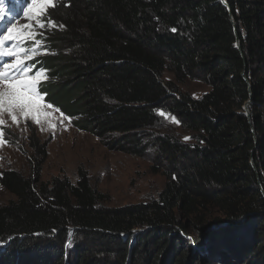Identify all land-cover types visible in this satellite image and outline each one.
Returning a JSON list of instances; mask_svg holds the SVG:
<instances>
[{
    "label": "trees",
    "instance_id": "obj_1",
    "mask_svg": "<svg viewBox=\"0 0 264 264\" xmlns=\"http://www.w3.org/2000/svg\"><path fill=\"white\" fill-rule=\"evenodd\" d=\"M32 1L0 0V34ZM226 1L236 32L221 0H54L19 71L50 70L75 97L74 125L109 149L154 148L166 184L157 199L108 207L82 171L44 181L39 148L30 176L0 171L15 198L0 206V264H264V0ZM166 71L210 92L194 99ZM161 114L189 141L149 143Z\"/></svg>",
    "mask_w": 264,
    "mask_h": 264
},
{
    "label": "rangeland",
    "instance_id": "obj_2",
    "mask_svg": "<svg viewBox=\"0 0 264 264\" xmlns=\"http://www.w3.org/2000/svg\"><path fill=\"white\" fill-rule=\"evenodd\" d=\"M53 2L33 0L23 16L13 14L4 24L0 43V171L15 170L30 176L34 157L42 148L46 153L42 169L44 181L61 176L76 183L82 171L92 187L107 197L105 206L122 207L157 199L166 178L154 172V148L145 156L109 149L91 132L74 125L72 117L79 110L73 101L75 97L58 86L61 83L51 76L50 70L47 73L39 69L32 76L25 74L28 67L19 71L18 63L23 59L28 63L36 57L33 49L26 52L20 46L25 40L37 46L36 33H40L43 14ZM6 11L0 5V21ZM163 78L194 99H201L211 89L197 81L178 83L168 71ZM161 115V128L148 133L149 143L166 133L189 141L190 135L175 118ZM14 199L0 187V206Z\"/></svg>",
    "mask_w": 264,
    "mask_h": 264
},
{
    "label": "water",
    "instance_id": "obj_3",
    "mask_svg": "<svg viewBox=\"0 0 264 264\" xmlns=\"http://www.w3.org/2000/svg\"><path fill=\"white\" fill-rule=\"evenodd\" d=\"M221 1H222L223 5H225L227 7V9H228V12H229V14H230V16L232 18V24H233L235 32H236L237 27H236V23H235V21H234V19L232 17V11H231L230 5L228 4V2L226 0H221ZM237 47L241 51V43H240V40H239L238 37H237ZM243 76H244L245 81L248 82L247 77H246V71L243 73ZM251 105H252V99H250L244 106V110H245L246 115L248 116V119H250V108H251ZM252 165L255 168V165H254L253 161H252Z\"/></svg>",
    "mask_w": 264,
    "mask_h": 264
},
{
    "label": "clouds",
    "instance_id": "obj_4",
    "mask_svg": "<svg viewBox=\"0 0 264 264\" xmlns=\"http://www.w3.org/2000/svg\"><path fill=\"white\" fill-rule=\"evenodd\" d=\"M4 16H5V14H4ZM1 28V27H0ZM3 28H4V25H3ZM3 35H4V33H2V34H0V43L3 41ZM10 44V43H9ZM12 60V59H11Z\"/></svg>",
    "mask_w": 264,
    "mask_h": 264
}]
</instances>
